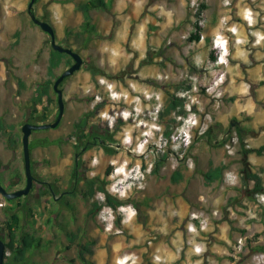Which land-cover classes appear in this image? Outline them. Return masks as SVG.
Segmentation results:
<instances>
[{
  "label": "rangeland",
  "instance_id": "374dc122",
  "mask_svg": "<svg viewBox=\"0 0 264 264\" xmlns=\"http://www.w3.org/2000/svg\"><path fill=\"white\" fill-rule=\"evenodd\" d=\"M30 1L0 0V117L8 124L14 125L21 136L23 125L32 123L30 99L36 87L54 82L48 74L51 37L31 20L28 13ZM85 1L38 0L34 5V13L38 19L54 27L57 44L75 51L78 50V42L75 36L68 35V31H77L83 22L81 6ZM108 4L110 6L108 12H92L93 23L103 36L96 37L86 49L79 50L78 53L84 61L81 69L68 77L60 87L65 104L60 124L54 129L33 131L30 142H41L44 139L53 141L67 137L72 132L73 123L81 115L92 110L95 105L105 103L104 108L92 118L91 123L108 127L110 131L114 130L119 119L125 123L120 125L113 139L107 140L108 150L98 144L80 155V162L83 164L80 169L81 175L104 178L108 167L114 170L127 165V169L131 167L135 170L141 169L139 176H136L140 180L131 188L124 186L125 193L122 194L125 195L119 196L118 193L111 191L112 178L107 177L109 193L120 200H126L127 204L119 208L117 213L104 207L94 219L87 217L88 207L79 198L70 199L77 209L72 213L65 205L53 202L51 196H40L44 184H34V190L20 198L22 207L18 209V214L26 230H35L37 235L50 241L48 248L37 252L33 257L35 261L44 264H80L78 261L72 262L77 256V248H66L69 245L66 239L67 230L73 232L81 230L83 241L94 246L95 254L92 260L95 264H157V257L165 247L184 256L189 247L186 241L183 244L179 239H171V235L161 237L160 230L152 228L153 214L161 194L167 195L170 191L183 195L206 192L209 199L213 200L218 195L220 183L206 184L203 173L219 165L221 159L236 157L238 160H233V163L239 162L241 171L249 169L255 172L260 167L253 166L252 163L245 167L242 162L245 158L243 148L234 131L225 146H213L202 139L204 131L216 123L208 118V114L220 110L221 102L227 104L233 100L229 93L223 92L222 87L213 96L205 92V87L210 83L214 63L211 60L208 65L209 52L199 50L197 42L189 41L191 32L187 31L186 37L179 40L173 37L170 42L169 34L172 30H158L167 24V16L172 13L174 7L165 5L163 0H108ZM201 5L203 4L199 3L187 7V17L192 16L196 21V14ZM250 7L258 18L264 17L263 4ZM203 15L204 9L200 22L204 18ZM172 29L179 31V28ZM17 32L18 37L15 36ZM222 34L230 45V36ZM181 47H186V51L187 48L190 50L186 57L192 56V53H199L197 61L202 67L200 76H203L202 81L195 80L193 84L192 80L189 81L192 89L185 97L186 109L190 105L199 120L198 127L193 133L192 146L186 150L176 149L170 144L164 145L159 140V136L164 135L165 131L160 114L164 111L170 95L175 92V84L179 85L181 81L191 76L185 65L177 62L175 58L176 50H180ZM209 51H213V43L210 44ZM90 65L98 67L107 75L93 79L88 70ZM67 69L60 68L57 75ZM173 76L180 80L173 82L171 78ZM19 80L25 84L24 90L20 87ZM109 86L113 87V93L109 92ZM147 95L150 98L147 99ZM177 95L183 97L182 94ZM52 97L54 100L57 99L55 94ZM193 97L198 99L199 103L192 104ZM44 102L45 104L37 107L39 111L50 105L47 98ZM50 108H53V113L49 123H54L59 115V106L51 104ZM174 117V114L166 116L165 121ZM177 126V123L173 124L174 130ZM228 127L229 125H226L224 129L227 130ZM145 133L149 134L148 142L141 146L146 139ZM223 138H225L223 134L217 136L218 141ZM244 138L249 143H256L250 134H246ZM256 140L260 141L258 138ZM111 150L117 152L112 154ZM163 154H167V160L159 174H153L156 161ZM31 157L33 175L38 180L53 184L58 196L73 188L74 181L70 173L74 169L75 153L70 144L39 146L32 152ZM254 160L256 163L264 161V155L259 160L255 158ZM0 162L1 185L4 188L11 185L15 191L25 188L22 142L15 150H7L0 137ZM177 170L188 178L187 186L185 182L174 184L171 181L173 173ZM189 170L193 172L192 177L188 175ZM237 176L240 177L241 174L238 173ZM191 179H195V182ZM97 199L103 200V196L99 194ZM258 199L256 210L262 213L264 220L262 209L264 196L261 195ZM10 206L13 204H8L2 197L0 222L6 220L4 208L8 209ZM208 213L211 217L207 221L198 215H192V219L190 217L178 219L184 234L189 231L196 235L188 242L193 244L192 248L199 255H204L200 236L203 232L209 231L208 221L212 220L214 223L220 221L216 211L210 206ZM119 214L122 215L121 227L116 225ZM194 216L198 218L193 219ZM198 220H201L200 225L197 224ZM191 223L199 228L191 231ZM204 224L205 228L201 230L200 227ZM260 229L261 226L258 225V230ZM256 234L261 235L251 238L250 246L246 244L241 251L233 253L234 256H229L235 264H264L255 258L256 255H264V250H254L255 247H264V231Z\"/></svg>",
  "mask_w": 264,
  "mask_h": 264
},
{
  "label": "crops",
  "instance_id": "0c3cea01",
  "mask_svg": "<svg viewBox=\"0 0 264 264\" xmlns=\"http://www.w3.org/2000/svg\"><path fill=\"white\" fill-rule=\"evenodd\" d=\"M163 1L165 5L174 7L172 13L167 16V24L158 28V30H172L169 34L170 42L173 37L177 40L186 37L187 31L194 32L195 21L192 16L187 17L186 8L199 3L205 5L206 8L204 9V18L200 22L202 32L201 40L197 42L198 49L206 51V53L209 52L210 56V44L213 43L214 39L218 35L223 36L222 33L230 36V45L227 43L228 64L227 66L214 65L210 81L217 72L225 71L227 76L222 86L223 92L225 94L229 93L233 101L227 104L221 102L220 106L222 108L217 112L208 114V118L213 122L223 124L225 127L230 124L232 118H237L240 121L239 125L246 129L243 135L250 134L256 142L254 144L249 143L244 138V145L248 148L264 146V17L258 18L255 11L250 7H256L258 4L264 5V0ZM228 4L232 6L230 7ZM249 13L251 14L250 17ZM159 24H156V26H159ZM174 27L175 30L179 28V31H174L172 29ZM185 48L181 47L180 50H176L175 58L177 62L179 61L185 65L189 75H191L186 80H192V84L195 80L202 81L203 76H200L202 67L197 61L199 53H192V56L186 57L190 50L187 48L186 51ZM212 52L214 53V51ZM209 56L207 59L208 65L209 62H212ZM215 61L216 57L213 63ZM171 68H173V65H171ZM190 69H195L194 73L191 74ZM171 78L173 82L180 80L174 76ZM175 86L177 85L175 84ZM253 132L256 134H253ZM257 138L260 141H257ZM252 156L254 157L252 158ZM248 157H250L249 160ZM254 158L259 160L261 156L254 153L249 154L247 157L245 156L243 161L247 159L249 165L252 163L253 166H260L264 169V161L256 163ZM233 160L238 159L236 157H225L219 161V165L213 167H218L221 164H227L228 166L219 176V180L216 181V183H220V186L218 195L213 200L209 199L206 192L183 195L170 191L167 195L161 194L153 214L154 223L152 228L160 230L161 237L167 235L170 237L171 235V239H179L183 244L186 241L189 247H187L188 251L184 256L174 253L169 247H165L162 249L161 255L157 257V264H235V261L229 256H234L239 252L237 250L238 240L241 237L253 238L256 232L264 231L262 213L256 210L259 199L258 197L252 199L247 194V189H251L254 182H244L246 171L244 169L241 171V164L239 162L233 163ZM188 172V175L192 177L193 172L191 170ZM238 173L241 174L240 177L237 176ZM262 178L264 180V174H262ZM187 180L188 178L184 176V179L178 184L185 182L187 186ZM191 181L195 182V179H191ZM209 206L216 211V216H219L220 221L215 223L212 220L208 221V224H210L209 231L203 232L200 236L204 255H199L192 248L193 244H190V241L188 242L189 239H194L196 235L189 231L184 234L181 225L178 223H180L179 220L187 217L192 219V215H198L201 219L204 218L207 221L211 217L208 213ZM262 209H264L263 205ZM200 223L201 220H198L197 224L200 225ZM258 225L261 226L260 230H258ZM184 228L186 229V227ZM216 229L219 230L216 231Z\"/></svg>",
  "mask_w": 264,
  "mask_h": 264
},
{
  "label": "trees",
  "instance_id": "16d2710c",
  "mask_svg": "<svg viewBox=\"0 0 264 264\" xmlns=\"http://www.w3.org/2000/svg\"><path fill=\"white\" fill-rule=\"evenodd\" d=\"M38 0H36V3ZM35 3V4H36ZM64 3V1H63ZM205 5H201L198 13L196 14L197 20L194 23V32L191 33L189 37L190 42H199L201 40V32L202 27L200 25V18L202 10L205 9ZM110 10V6L107 0H86L82 6V18L83 22L79 26L77 31H68V35H72L76 37L78 42V50L75 52H79L81 49H86L89 44L96 38L102 37V33L97 30L96 25L93 23L92 12L93 11H104L108 12ZM19 33L15 34L18 37ZM71 49V48H70ZM73 50V49H72ZM209 58L214 61L215 56L211 51ZM73 59L65 54L54 51L51 49L49 60H48V74L54 80L53 83H46L44 85H39L36 87L31 99L30 103L32 105V113L30 115V119L33 124H46L49 123L53 108H50L51 104L58 105L57 99L54 100L52 95L55 94L54 91V83L60 77L57 75V70L62 67L69 68L73 65ZM88 70L91 73L93 79L96 80L98 76H106L107 73L102 71L96 66H88ZM195 69H190V73H194ZM65 71V70H64ZM63 71V72H64ZM67 79V78H66ZM65 79V80H66ZM65 80L61 83L60 87H62ZM189 79L182 81L179 85L175 86V92L170 95L168 99V103L163 112L160 114L161 122H163L165 131L164 136L169 137L173 130V124L177 123V118L179 116L187 117L188 112L186 109V98L180 97L177 94H184L192 89V85L189 83ZM20 87L24 90L26 88L25 84L19 80ZM47 98L48 103L50 105L44 106V108L39 111L37 107L39 105L45 104L44 99ZM44 102V103H43ZM105 106V103H99L95 105V107L85 112L81 115L77 121L73 123L72 132L67 137H62L57 140L50 141L48 139H44L41 142H30V150L31 155L32 152L39 146L49 147L53 145H62V144H70L72 150L75 155H82L84 152L88 151L95 145H100L104 149L108 150V142L107 140H111L114 137V134L117 133L120 129V125H122V120H118L115 123L114 130L110 131L108 127H102L98 124H92V118L99 113ZM174 114L175 117L171 118L169 121H165L166 116H170ZM58 118V117H57ZM57 118L54 120L56 121ZM240 121L237 118H232L227 130L224 129V125L216 122L215 124L210 125L204 133L201 135L202 139L205 140L208 144L213 146H225L228 140L231 137L232 132L234 131L238 139L242 145L243 155L256 154L258 156H262L264 154V146L259 148H246L244 145V135L243 132L246 131L245 128L241 127ZM223 134L225 138L221 141H218L217 136ZM0 137L4 142V146L7 150H15L22 142L23 136L20 133H17L16 127L12 124H8L3 118L0 117ZM99 142V143H97ZM192 146V145H191ZM117 150H111V153H116ZM32 158V157H31ZM24 159V157H23ZM167 160V154H163L161 158L156 161L155 168L152 173L158 175L161 168L164 166ZM243 163L248 164L245 159ZM1 168L2 163L0 162ZM82 163L79 161L77 164H74V169L70 173V177L74 181L75 185L70 191H64L69 193H63L64 196L58 199V203L65 205L72 213L76 212V206L74 203L70 202V199L79 198L84 204L87 205V217L96 218L98 214L104 207L111 208L114 212H118L119 208L125 206L127 204L126 200H120L114 197L111 193H109L107 189L108 180L107 177L113 171L112 167H108L105 171L104 178L102 177H91L86 176L83 177L81 175L80 169L82 168ZM227 164H221L218 167L210 169L208 172L203 173V179L206 184L210 185L219 180V176H221L222 172L227 168ZM247 168V166H245ZM262 174H264V169L259 168L258 171L251 172L249 169L246 170L244 175V182L247 183L249 181L254 182V186L251 189H247V194L251 196L252 199H256L257 197L264 195V180L262 178ZM184 179V175L181 171H175L171 177V181L174 184L180 183ZM42 181V180H41ZM44 182V181H43ZM44 184V183H43ZM12 186H7L5 189L9 192H14L12 190ZM33 189V188H32ZM34 190V189H33ZM31 190V192L33 191ZM61 193V194H62ZM60 194V195H61ZM99 194L104 195L103 200H98L97 197ZM51 196L52 201L55 202L54 196L57 198V190L53 184L48 183L44 186L43 189L40 190V196ZM71 196V197H70ZM2 196L0 195V200ZM8 204H13L8 209H5V218L4 222H0V239L5 242L6 254H5V263L4 264H44L33 259L34 255L37 252L42 251L43 249L48 248L50 245V241H46L39 235H37L36 231H28L25 229L22 224L18 209L22 207L20 203V198L9 201L4 199ZM57 202V201H56ZM116 225L118 227L122 226V215H118L116 220ZM67 230V229H65ZM260 234H256L254 238L259 237ZM66 239L69 243L66 246L67 249H71L73 247L77 248V256L72 262L78 261L80 264H95L92 260V257L95 254L94 246L90 243L83 241V236L81 234V230L79 232L68 231L66 232ZM252 243L251 238L248 239V245L250 246ZM255 251H263L264 247H255Z\"/></svg>",
  "mask_w": 264,
  "mask_h": 264
},
{
  "label": "built area",
  "instance_id": "2783aa9c",
  "mask_svg": "<svg viewBox=\"0 0 264 264\" xmlns=\"http://www.w3.org/2000/svg\"><path fill=\"white\" fill-rule=\"evenodd\" d=\"M213 51L215 53L216 61L214 62V65L218 66H227L228 64V49H227V40L222 36L218 35L214 41H213ZM227 73L225 71H219L217 74L211 79L210 83L205 87V92L208 95H216L220 88L224 85L226 81ZM109 92L113 93V87L109 86ZM113 95V94H112ZM188 95V92H186L183 96L186 97ZM146 98H150L149 95L146 96ZM192 104L199 103V100L193 97ZM188 115L187 117L179 116L177 118V124L178 126L175 128V130L172 132V134L167 138L163 134L159 136V140L164 144H170L171 146L175 147L176 149L182 148V149H189L193 143V133L198 127V117L196 113L193 111L192 107L189 105L187 108ZM144 136L146 139L143 140V142L140 144L141 146H145L148 142V133H145ZM141 173V169L135 170L134 167L128 168L127 165L120 169H114L111 176V191L115 194L118 193L119 196H124L125 194V188L124 186H134L136 183L139 182V178L136 176H139ZM3 206V204H2ZM198 217L194 216L193 219H197ZM198 226H195L194 223H191L190 230L195 231ZM199 228V227H198ZM201 230L205 228V224L202 225ZM248 242V237H241L237 242V248L239 251H241L244 246ZM255 258L260 261L264 262V255H256Z\"/></svg>",
  "mask_w": 264,
  "mask_h": 264
},
{
  "label": "water",
  "instance_id": "95a60500",
  "mask_svg": "<svg viewBox=\"0 0 264 264\" xmlns=\"http://www.w3.org/2000/svg\"><path fill=\"white\" fill-rule=\"evenodd\" d=\"M36 0H31L28 6V13L33 21V23L39 26L43 32L47 33L51 37V45L54 51L59 53H65L69 55L74 63L71 67L65 70L60 77L54 83V91L57 95V102L59 106V115L57 120L54 123H46V124H32V123H25L22 127V145H23V157H24V168H25V176H26V186L23 189L9 192L7 191L0 183V195L9 201L21 198L23 196H27L30 191L32 190L35 182V176L32 173V158H31V150H30V137L33 131L37 130H48L54 129L58 127L60 124L65 110V104L63 99V91L60 89L61 83L68 77L74 75L77 71H79L84 63L81 55L70 48H65L56 43V33L54 27L44 21H41L37 18L36 14L34 13V5ZM1 165H0V175H1ZM5 254H6V247L5 242L0 239V264L5 263Z\"/></svg>",
  "mask_w": 264,
  "mask_h": 264
},
{
  "label": "flooded vegetation",
  "instance_id": "af4514ba",
  "mask_svg": "<svg viewBox=\"0 0 264 264\" xmlns=\"http://www.w3.org/2000/svg\"><path fill=\"white\" fill-rule=\"evenodd\" d=\"M244 133V132H243ZM97 143H99V142H97ZM87 152V151H86ZM85 153V152H84ZM83 153V154H84ZM80 161V155H75V160H74V164H77V162H79ZM245 165V164H244ZM248 165L249 164H246L245 166H247L248 167ZM36 178V177H35ZM37 183H41V184H43L44 183V186L46 185V184H48V182H46V181H41V180H38L37 178L35 179V182H34V184L36 185ZM74 185H75V183H74ZM34 187V186H33ZM74 187V186H73ZM31 192V191H30ZM63 193H69V192H63ZM61 194L59 197H55L54 196V199L58 202V199L59 198H61L62 196H64V194ZM24 197V196H23Z\"/></svg>",
  "mask_w": 264,
  "mask_h": 264
},
{
  "label": "clouds",
  "instance_id": "9594fccd",
  "mask_svg": "<svg viewBox=\"0 0 264 264\" xmlns=\"http://www.w3.org/2000/svg\"><path fill=\"white\" fill-rule=\"evenodd\" d=\"M250 13H249V17H250ZM189 92V91H188ZM185 94V93H184ZM184 94H182V95H184ZM184 97V96H183ZM102 196H103V199H104V195L103 194H101ZM109 208V207H108ZM122 208V207H121ZM111 209V208H110ZM112 210V209H111Z\"/></svg>",
  "mask_w": 264,
  "mask_h": 264
}]
</instances>
